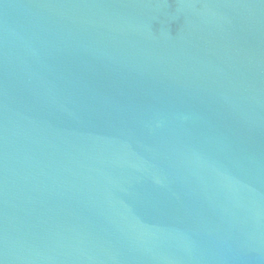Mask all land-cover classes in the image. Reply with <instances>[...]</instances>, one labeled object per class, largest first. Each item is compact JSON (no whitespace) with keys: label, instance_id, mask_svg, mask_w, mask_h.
I'll return each mask as SVG.
<instances>
[{"label":"water","instance_id":"95a60500","mask_svg":"<svg viewBox=\"0 0 264 264\" xmlns=\"http://www.w3.org/2000/svg\"><path fill=\"white\" fill-rule=\"evenodd\" d=\"M0 264H264V0H0Z\"/></svg>","mask_w":264,"mask_h":264}]
</instances>
